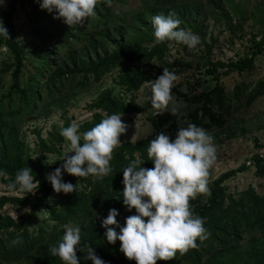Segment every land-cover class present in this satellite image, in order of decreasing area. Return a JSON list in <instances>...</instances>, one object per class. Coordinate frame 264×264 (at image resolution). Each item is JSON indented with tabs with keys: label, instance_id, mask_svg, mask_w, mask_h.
<instances>
[{
	"label": "trees",
	"instance_id": "obj_1",
	"mask_svg": "<svg viewBox=\"0 0 264 264\" xmlns=\"http://www.w3.org/2000/svg\"><path fill=\"white\" fill-rule=\"evenodd\" d=\"M9 1L8 9L0 7V21L9 37L0 38V48L6 49L5 57L0 60V169L7 174V179L0 177L7 193L0 196V264H62L58 257L49 254L48 247L60 241L63 226L70 222L80 226L81 246L87 243L93 247L94 253L106 264H135L119 251V241L107 243L100 220L106 217L110 208L118 211L116 220L120 226L124 225L125 217L135 214L134 209L128 211L122 204L119 194L123 190L121 170L132 160L151 168L153 165L146 155L148 141L164 132V128L170 138L174 137L176 118L167 112L153 116L150 121L155 132L139 141L125 142L119 137L121 143L113 150L109 162L112 173L107 176L78 178L62 171L64 181L78 183L77 190L69 194L58 193L57 197L45 176L58 165L33 158L25 127L31 121H46L59 113L63 123L54 126L47 138L42 137L41 128L34 133L40 150L61 156L60 148L68 142L59 133L62 127L73 123L68 116V106L73 98L87 92L104 76L117 72L114 86L102 90L86 106L91 116L79 124L78 131L90 129L107 115L145 114L151 111L150 104L140 107L136 93L147 81L159 76L162 68H168L177 76L197 70L214 82L210 92L194 96L175 88L173 91L194 108L188 114L189 123L203 129H210L211 125L222 126L223 122L213 113L214 108L226 110L222 79L252 70L256 59L264 57V39L257 40V36H253L246 57L216 61L212 57L217 40L204 22L211 19L220 25L224 20L226 29L231 32L242 29L243 23L248 21L264 28V5L255 4L250 8L249 0H139V6L134 9L116 11L113 6H125L126 0H111L108 5L99 0L95 17L69 27L61 19H54V13L40 9L38 0ZM19 7H30L29 15L34 23L43 25V28L36 27L39 40L35 55H28L19 40L14 23ZM170 11L180 19L181 28L200 37L203 51L195 60V66L181 58L168 63L167 41L153 43L152 16L167 15ZM180 47L186 50L185 45L180 44ZM29 62L32 64L30 74L26 72ZM152 69L159 73L154 74ZM236 89L245 93L247 87ZM260 98H264V79L247 94L245 104L251 106ZM250 163L255 168V175L264 179V155L255 154ZM23 167H29L34 178L40 181L37 190L34 194L20 193L18 196L8 193L6 184ZM246 171L249 166L243 164L221 174L208 186V193L198 194L189 201L191 211L205 220L207 238L197 240V247L183 255L177 253L173 260H158L156 264H264V192L258 193L249 187L234 196L225 185L227 180ZM51 200H55L54 205ZM7 206L23 213L13 219L3 212ZM43 206L47 208L48 216L37 231H31V222ZM16 237L21 242L12 245L10 241ZM76 254L81 258L78 264H91L90 260L82 259L85 253Z\"/></svg>",
	"mask_w": 264,
	"mask_h": 264
},
{
	"label": "clouds",
	"instance_id": "obj_2",
	"mask_svg": "<svg viewBox=\"0 0 264 264\" xmlns=\"http://www.w3.org/2000/svg\"><path fill=\"white\" fill-rule=\"evenodd\" d=\"M110 2L104 0L105 5ZM98 3L99 0H38L40 9L54 13V19H61L69 27L95 17ZM151 24L154 44L175 41L193 49L200 43L199 35L181 28L180 19L171 11L167 15L152 16ZM0 38L9 39L2 21ZM177 79L174 72L162 68L159 76L146 82L150 94L144 99L150 104L153 116L165 112L171 116L181 114L183 105L172 93ZM121 115H107L82 133L76 123L60 129V136L68 142L60 159L63 162L45 176L54 193L69 194L77 190L78 183L64 181L62 171L78 178L104 177L112 173L109 162L113 150L121 143L119 137L128 128ZM146 155L153 165L151 168L132 160L121 170L123 190L119 194L122 204L128 211L134 209L135 214L125 217L124 225L120 226L116 220L118 211L110 208L106 217L100 220L107 243L119 241V251L135 264L173 260L177 253L183 255L197 247V240L207 238L205 220L191 211L189 201L198 194L209 192V169L216 159V146L209 132L188 123L178 127L171 138L165 132L157 133L148 141ZM32 173L29 167L17 170L14 179L6 184L7 192L34 194L40 181ZM0 177L7 179L3 169H0ZM20 242L19 237L10 241L12 245ZM48 252L58 257L62 264H78L81 258L77 252L85 253L82 259L90 260L91 264H106L94 253L93 247L87 243L81 246L80 226L71 222L63 226L62 238L56 245H49Z\"/></svg>",
	"mask_w": 264,
	"mask_h": 264
},
{
	"label": "rangeland",
	"instance_id": "obj_3",
	"mask_svg": "<svg viewBox=\"0 0 264 264\" xmlns=\"http://www.w3.org/2000/svg\"><path fill=\"white\" fill-rule=\"evenodd\" d=\"M127 5H114L117 11L131 10L139 6V0H126ZM250 8L255 4L264 5V0H249ZM10 5L9 0H3L0 4L2 9H8ZM30 7L23 9L18 8L14 23L19 32V40L25 48L28 55H35V47L38 44V37L36 34V27L43 28V25L37 26L32 17L29 15ZM222 24H215L211 19L204 22V26L217 40L216 46L213 50V59L223 62L230 60H237L241 57H246L250 47V40L253 36H257V40L264 39V28L261 26H254L250 21L243 23L242 29H235L231 32L226 29V22L221 21ZM235 21L233 22V24ZM167 41V40H166ZM169 46V54L167 55V62L172 63L174 60L181 58V60L193 62L201 54L200 43L193 49L186 47L183 50L175 41H167ZM6 55V49L0 48V60ZM161 68V67H160ZM154 74H158L159 70H151ZM28 74L32 72V64L29 62L27 66ZM202 72L197 70H188L183 75H178L173 88L181 91L187 95H198L201 92H210L215 83L209 78L204 77ZM117 72L106 75L102 80L89 87L87 92H84L70 101L68 106V116L72 118L73 123L80 124L90 118V114L86 110V106L104 89L113 87V80L116 78ZM264 79V57L259 56L253 64L252 70L242 73L241 75L232 74L229 77L223 78L222 83L224 92L226 94V110L218 111L213 109V113L221 120L222 126L211 125L210 129H205L213 137V142L216 146V159L214 164L209 169L208 186L212 181L217 179L221 174L230 170H235L243 164L249 166V171L237 174L234 178L226 181L228 192L236 196L242 191L252 187L258 193L264 192V179L255 175V168L250 163L252 156L259 153L264 155V98H260L251 106H246V96L255 87V85ZM199 84V87L196 86ZM246 86L247 90L241 92L242 89L237 90L236 87ZM197 87V88H196ZM172 93L177 102L181 103L183 107L180 109V115L174 116L178 127H184L189 123L188 114L194 108L188 103L179 99L175 92ZM196 88V89H194ZM117 93H120L116 87ZM150 94L149 87L144 84L143 87L136 93V102L140 107H145L149 103L144 99ZM153 117L152 111L141 115H124L121 119L128 125L126 132L120 136L121 141L136 142L146 137L151 136L155 132V127L150 119ZM63 123L59 113L51 116L48 120L43 119L31 121L25 127L27 132V143L35 160L47 161L52 165L62 164L60 160L66 151L67 146L60 148V155H48L37 146V135L35 130L41 128L42 137L47 138V133L50 132L54 126H61ZM208 124V121L205 120ZM166 134L167 128L163 129ZM251 164V165H250ZM63 179V177H62ZM64 180V179H63ZM7 195L5 187L0 183V196ZM58 193H54L57 197ZM18 196V194H14ZM51 204H55V200H51ZM4 213L11 216L13 219H18L23 213L17 208L7 206ZM48 216V210L45 206L41 207L37 218H35L30 225L31 231H37Z\"/></svg>",
	"mask_w": 264,
	"mask_h": 264
},
{
	"label": "water",
	"instance_id": "obj_4",
	"mask_svg": "<svg viewBox=\"0 0 264 264\" xmlns=\"http://www.w3.org/2000/svg\"><path fill=\"white\" fill-rule=\"evenodd\" d=\"M18 195L20 194V193H17Z\"/></svg>",
	"mask_w": 264,
	"mask_h": 264
}]
</instances>
